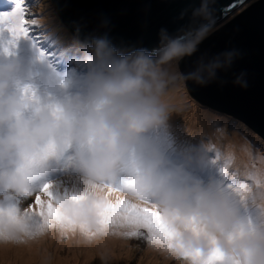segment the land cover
I'll return each instance as SVG.
<instances>
[{
	"label": "clouds",
	"instance_id": "obj_1",
	"mask_svg": "<svg viewBox=\"0 0 264 264\" xmlns=\"http://www.w3.org/2000/svg\"><path fill=\"white\" fill-rule=\"evenodd\" d=\"M211 2L198 0L193 23L175 34L162 27L150 50L122 51L108 31L81 40L77 27L63 70L39 46L18 50L42 20H25L16 7L0 14V246L91 244L135 230L175 264H264V155L240 164L210 140L171 141L173 162L151 138L170 135V84L206 86L239 56L231 49L170 71L214 31ZM244 75L233 83L247 87ZM49 204L55 211L45 221L39 213ZM148 215L154 231L133 223Z\"/></svg>",
	"mask_w": 264,
	"mask_h": 264
},
{
	"label": "water",
	"instance_id": "obj_2",
	"mask_svg": "<svg viewBox=\"0 0 264 264\" xmlns=\"http://www.w3.org/2000/svg\"><path fill=\"white\" fill-rule=\"evenodd\" d=\"M65 26L83 40L90 34L108 31L122 51L159 46V30L170 34L193 23L191 9L198 0H50ZM212 0L214 31L192 56L178 62L188 72L197 60L235 49L239 56L227 70L206 86L182 81L187 96L199 106L226 115L245 126L264 143V0ZM189 12L181 18V12ZM228 18V19H227ZM226 21L219 24L222 20ZM107 20L108 28L100 27ZM196 23H199L197 20ZM219 24V25H217ZM217 25V26H216ZM244 73L247 87L233 81Z\"/></svg>",
	"mask_w": 264,
	"mask_h": 264
},
{
	"label": "rangeland",
	"instance_id": "obj_3",
	"mask_svg": "<svg viewBox=\"0 0 264 264\" xmlns=\"http://www.w3.org/2000/svg\"><path fill=\"white\" fill-rule=\"evenodd\" d=\"M252 1L254 0H249L246 4ZM16 3L17 0H0V14L12 11L16 7ZM20 5L23 9L22 15L25 20L38 19L42 20L43 24L42 26H29L30 31L28 33V38L21 39L18 42V50L26 52L29 43H31L33 47L39 46L43 51L47 52L49 54L48 58L58 70L69 67V56L64 49L72 44L76 36L59 18L51 1L20 0ZM227 19L222 20L219 24ZM170 71L180 72L175 64L172 65ZM164 99L173 111V115L169 121L170 128L168 131L170 135L157 132L151 134V138L166 152L168 158L173 162L179 160V152L175 148L170 147L171 141H174L177 147L197 144L201 139L206 141L210 140L214 144V140L209 138L207 133H201L199 118L206 120L212 127L214 124H217L214 125V127L218 130V134L227 133L234 136L235 141H239L240 145H238V147L240 149L243 148V153L236 155L237 158L240 155L242 156L239 158V161L247 160L249 164L252 162V158L258 155H264V143L258 137L238 121L194 103L185 93L182 80L179 78L170 84ZM219 138H222V136H219ZM217 147L223 152L220 143H218ZM194 171L206 177L210 171L214 172L215 170L205 169L201 172L199 169H194ZM50 177L56 178L55 176ZM114 239L111 240L112 245L107 246L104 251H101V248L99 249L97 243L99 241L96 240L93 243L92 258L89 257V252H85V250L89 248L91 250V244L78 243L75 240L57 241L53 239L55 241L54 243L61 246L60 254L54 258V255L49 251H44L45 254H43L41 258L45 263L53 259L52 261L54 264H59V261H63L65 264H175L174 261L165 259L159 253L149 248L143 237H123L116 238L119 240ZM52 245L51 243L50 246ZM77 246H79L80 252L78 257L75 256V248H78ZM4 250L7 252L10 251V253L13 252V250H19L22 253L25 252L23 246H12ZM41 250L43 249L40 248L38 250L34 260L38 261L36 258ZM116 257H120V259ZM58 258H60V260H57ZM18 261V259L13 258L0 259V264H19Z\"/></svg>",
	"mask_w": 264,
	"mask_h": 264
},
{
	"label": "bare ground",
	"instance_id": "obj_4",
	"mask_svg": "<svg viewBox=\"0 0 264 264\" xmlns=\"http://www.w3.org/2000/svg\"><path fill=\"white\" fill-rule=\"evenodd\" d=\"M172 69V66L170 67V70ZM199 123L201 125V133H207L208 137L211 138L212 140H214V144L216 146H218V143L221 144L222 146V149L223 151H229L231 150L232 152H234L236 155L240 154V153H243L242 149H240L238 147L239 144V141H235L234 140V136H231L230 134H227V133H223V134H218L216 130V128L214 127V125H217V124H214L213 127L211 126V124H208L206 120H204L203 118H199ZM205 126H203V125ZM219 136H222V138H219ZM242 156L240 155L237 159V162L240 163V164H248V161L247 160H244V161H239V158H241ZM49 179H55V178H49ZM115 238V239H114ZM119 240V239H116V237H106V238H101V239H98L97 242L98 243V247L99 249L101 248L102 250L101 251H104L105 248L109 245H112L111 244V240ZM55 241L52 239V240H44V241H41L37 244H33L29 247H23L25 249V252H20L19 250H13V252L10 253V251H6L4 250L5 248H9V247H12V245H7V246H0V259H10V258H13V259H18L19 261V264H54V262L52 261L53 259H50V261L48 263H45L43 262V259L41 258V256L43 254H45L44 251H49L52 255H54V258L57 257L59 254H60V249H61V246L54 243ZM51 243L53 244L52 246ZM94 243V242H93ZM93 243H91L92 245V248L90 250L87 249L85 250V252H89L90 253V256L89 257H93ZM78 248H75V256L78 257V255L80 254L79 252V246H77ZM43 249L40 251V254L38 255V257L36 258L38 261L34 260L35 259V256L37 255V252L39 249ZM92 253V254H91ZM90 258V259H91ZM117 259H120V257H116ZM57 260H60V258H58ZM59 264H65L63 261H59Z\"/></svg>",
	"mask_w": 264,
	"mask_h": 264
},
{
	"label": "snow or ice",
	"instance_id": "obj_5",
	"mask_svg": "<svg viewBox=\"0 0 264 264\" xmlns=\"http://www.w3.org/2000/svg\"><path fill=\"white\" fill-rule=\"evenodd\" d=\"M17 14L22 15L23 13V9L20 5V0H17V3H16V8L14 10ZM45 191H48L49 195L51 194L50 193V190L45 188ZM41 202V196L40 195H37V198H36V203L37 204H40ZM54 209L51 208V205L49 204L47 207H42L40 209V215L45 219V221H47L50 216L52 214H54ZM124 215L125 216H128L130 218H136L138 217V213H135V212H129V211H125L124 212ZM133 223H143L144 224V227L148 228L149 231H154L155 228H156V224H155V220L153 219V216L152 215H148V216H143V217H140L139 219H133ZM125 237H141V233L139 231H130L128 233H125L124 234Z\"/></svg>",
	"mask_w": 264,
	"mask_h": 264
}]
</instances>
